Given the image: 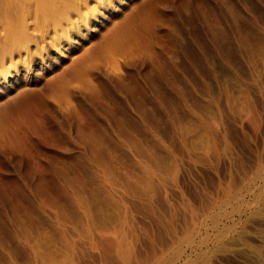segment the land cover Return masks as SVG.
<instances>
[{
	"label": "rangeland",
	"instance_id": "rangeland-1",
	"mask_svg": "<svg viewBox=\"0 0 264 264\" xmlns=\"http://www.w3.org/2000/svg\"><path fill=\"white\" fill-rule=\"evenodd\" d=\"M102 1L0 0V264H264V0Z\"/></svg>",
	"mask_w": 264,
	"mask_h": 264
},
{
	"label": "bare ground",
	"instance_id": "bare-ground-1",
	"mask_svg": "<svg viewBox=\"0 0 264 264\" xmlns=\"http://www.w3.org/2000/svg\"><path fill=\"white\" fill-rule=\"evenodd\" d=\"M101 1H102V0H101ZM100 3H103V1L100 2ZM102 7H103L102 5H99V6L95 7L94 10H93V9L91 10V13H94L95 15L101 13V12H102ZM86 20H87L86 17L83 18V21H86ZM90 30H91V29H90ZM68 41H69V40H68ZM6 76H7V77L10 76V73L7 72L6 75H4V77H6Z\"/></svg>",
	"mask_w": 264,
	"mask_h": 264
}]
</instances>
